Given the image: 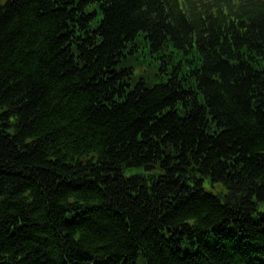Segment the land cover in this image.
Here are the masks:
<instances>
[{
	"label": "trees",
	"instance_id": "16d2710c",
	"mask_svg": "<svg viewBox=\"0 0 264 264\" xmlns=\"http://www.w3.org/2000/svg\"><path fill=\"white\" fill-rule=\"evenodd\" d=\"M229 11L0 0V264H264V7Z\"/></svg>",
	"mask_w": 264,
	"mask_h": 264
},
{
	"label": "rangeland",
	"instance_id": "374dc122",
	"mask_svg": "<svg viewBox=\"0 0 264 264\" xmlns=\"http://www.w3.org/2000/svg\"><path fill=\"white\" fill-rule=\"evenodd\" d=\"M135 49H139V47L137 46V47H135ZM150 51H151V50H150ZM152 55H153V54H152ZM151 59H152V63H151V65H150V66H151V69H150V67H149V71H151V73H152V71L154 70V66H153V65H154L155 63H154L152 57H151Z\"/></svg>",
	"mask_w": 264,
	"mask_h": 264
},
{
	"label": "bare ground",
	"instance_id": "6f19581e",
	"mask_svg": "<svg viewBox=\"0 0 264 264\" xmlns=\"http://www.w3.org/2000/svg\"><path fill=\"white\" fill-rule=\"evenodd\" d=\"M153 47V45L152 44H150V46H149V48H152ZM127 177H131V176H127ZM209 186V185H208ZM210 187V186H209ZM217 189V188H216Z\"/></svg>",
	"mask_w": 264,
	"mask_h": 264
}]
</instances>
